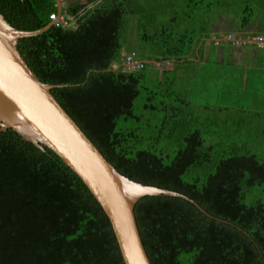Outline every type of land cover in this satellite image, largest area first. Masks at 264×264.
I'll return each mask as SVG.
<instances>
[{"label":"trees","instance_id":"16d2710c","mask_svg":"<svg viewBox=\"0 0 264 264\" xmlns=\"http://www.w3.org/2000/svg\"><path fill=\"white\" fill-rule=\"evenodd\" d=\"M191 1L74 0L59 15L55 0H0V13L30 32L60 16L59 26L18 41L29 68L42 83L64 86L52 95L121 175L179 193L206 212L181 197L140 199L134 216L151 264H264V124L259 142H234L246 130L243 118L230 115L221 131L213 116L220 108L197 107L180 91L178 73L202 60L210 40L189 37L193 17L174 12V4L184 9ZM166 10L169 20L152 14ZM251 16L238 18L241 30ZM132 18L140 48L127 55L142 67L113 70L124 64ZM230 123L238 130L228 131ZM0 264H124L82 181L11 129L0 132Z\"/></svg>","mask_w":264,"mask_h":264},{"label":"water","instance_id":"95a60500","mask_svg":"<svg viewBox=\"0 0 264 264\" xmlns=\"http://www.w3.org/2000/svg\"><path fill=\"white\" fill-rule=\"evenodd\" d=\"M61 14V0H55ZM13 28L0 13V132L11 129L23 141L54 153L85 185L101 206L113 230L124 264H151L134 216L144 197L189 198L169 190L134 182L121 175L58 104L51 90L62 85L42 83L17 49L20 39L43 33ZM130 68L129 65H117Z\"/></svg>","mask_w":264,"mask_h":264},{"label":"rangeland","instance_id":"374dc122","mask_svg":"<svg viewBox=\"0 0 264 264\" xmlns=\"http://www.w3.org/2000/svg\"><path fill=\"white\" fill-rule=\"evenodd\" d=\"M72 1L74 0H64V3L69 4ZM191 4V7L184 9H180L175 4L173 6L174 12L179 17L186 14L193 17L192 21H189L187 25L189 37L201 33L204 36H210V39H218L222 36L215 34L217 28L220 34H222L221 32H223L224 28V31L230 28L229 31L232 36L239 34L238 18L240 16L246 17L251 11L252 15L255 14L256 17H260L261 24H264V0H192ZM208 5L210 6L209 11L213 14L210 20H208L204 13L209 8L207 7ZM245 10L250 11L242 13ZM171 13V10H166L160 14L159 11H153L152 14L156 15V17L159 16L160 20H169L172 16ZM130 22L126 34V42L121 53L124 58L133 51L138 52L140 48L136 40L135 28H133L135 20L132 18ZM184 28L182 27V30ZM178 30L183 33L181 28ZM231 43L221 42L217 43L216 46L213 43L211 46H203V51L199 55L204 62L197 64V66L194 65V68H191V70H188L189 67H187L184 69V72L178 73L177 82L179 84L181 82L180 91H187L184 94H188L190 101L197 107L204 104V106L221 109V113L219 114L212 112L213 116L217 114V117H219L217 122H219V129L221 131L225 128V125L222 123L223 120L227 122L230 115V119L232 120L236 119V117L243 118L246 130H243L242 137H238L236 134V138L233 141L237 142L241 138L240 142L249 143L252 146L253 142H259L258 139L260 138L256 135L262 131V125L264 124V70H262L261 66L250 67L252 62L255 65V61L251 60V57L247 53L245 58L250 63L249 67L244 64H229L230 60L228 58L233 50ZM235 49L237 51L241 50L240 48ZM259 53L258 57H261L263 52L259 51ZM223 62L225 65H222ZM129 67L133 66L129 65ZM165 69L172 68L165 65ZM146 75L148 77L152 76H149L148 73ZM210 113L204 112L202 116L206 115L209 118H213L211 116L212 113ZM215 129H218V127H215ZM236 129L238 130V127L231 123L228 126V131ZM262 139L264 140V138ZM263 144L258 145L262 147Z\"/></svg>","mask_w":264,"mask_h":264},{"label":"crops","instance_id":"0c3cea01","mask_svg":"<svg viewBox=\"0 0 264 264\" xmlns=\"http://www.w3.org/2000/svg\"><path fill=\"white\" fill-rule=\"evenodd\" d=\"M219 26H220V23H219ZM238 28H239V25H238ZM218 29V28H217ZM215 31V34L216 35H220L222 36L221 38H218V39H210L208 41H206V46H211L212 43L216 44L217 43H221V42H230V40H228L227 36L228 35H231L230 34V28H228L227 30L224 31L223 29V32H221L222 34L219 33V30ZM238 33L239 34H235L233 37L235 38V40H246L247 37H256V36H260L264 39V24H261V20H260V17H256L255 14H253L251 16V21L249 23L248 26H246V28L244 29H238ZM204 45V47H206ZM231 46L233 47V50L231 51L230 55H229V64H244L245 66L249 67L250 63L246 60L245 58V55L247 53L248 56L251 57V60H254L255 61V65L252 64L250 65V67H260L262 68V70H264V45H260L256 42H246L242 45H239V46H236V45H233L231 43ZM203 47V48H204ZM234 48H240L241 50L237 51L236 49L234 50ZM259 51H262V55L261 57H258L260 55ZM259 54V55H258ZM223 57H224V54H223ZM196 63L195 65L197 66V64L199 63H202L204 62L203 59L202 60H199L198 58L196 59ZM228 62V60H227ZM226 62V64H228ZM222 65H225V63L223 62ZM194 68V67H192ZM190 69V68H189ZM181 73V71H180ZM248 74V73H247ZM247 77V75H246Z\"/></svg>","mask_w":264,"mask_h":264},{"label":"built area","instance_id":"2783aa9c","mask_svg":"<svg viewBox=\"0 0 264 264\" xmlns=\"http://www.w3.org/2000/svg\"><path fill=\"white\" fill-rule=\"evenodd\" d=\"M49 19L52 21V25H55V26H59L60 24L63 23V19L60 16L50 15ZM227 38H228V40H232L233 41V45H236V46L242 45V44H244L246 42H256V43H258L260 45H264V39L262 37H260V36L247 37V39L243 40V41L235 40L230 35H228ZM124 64L132 65L133 67L128 68V69H131V70L142 67V63L136 58V56H134V54L127 55L125 57V59H124Z\"/></svg>","mask_w":264,"mask_h":264},{"label":"flooded vegetation","instance_id":"af4514ba","mask_svg":"<svg viewBox=\"0 0 264 264\" xmlns=\"http://www.w3.org/2000/svg\"><path fill=\"white\" fill-rule=\"evenodd\" d=\"M64 7V0H61V9Z\"/></svg>","mask_w":264,"mask_h":264}]
</instances>
